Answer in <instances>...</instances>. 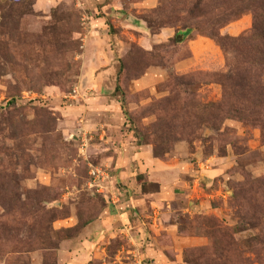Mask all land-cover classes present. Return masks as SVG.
Masks as SVG:
<instances>
[{"label": "rangeland", "instance_id": "1", "mask_svg": "<svg viewBox=\"0 0 264 264\" xmlns=\"http://www.w3.org/2000/svg\"><path fill=\"white\" fill-rule=\"evenodd\" d=\"M252 38L264 0H0V264H264Z\"/></svg>", "mask_w": 264, "mask_h": 264}, {"label": "trees", "instance_id": "2", "mask_svg": "<svg viewBox=\"0 0 264 264\" xmlns=\"http://www.w3.org/2000/svg\"><path fill=\"white\" fill-rule=\"evenodd\" d=\"M253 27V31H254ZM254 36V35H252ZM248 50L243 54V64H245L250 70L263 69L264 71V44L256 41L252 38V42L248 45ZM140 177V175L138 176Z\"/></svg>", "mask_w": 264, "mask_h": 264}, {"label": "built area", "instance_id": "3", "mask_svg": "<svg viewBox=\"0 0 264 264\" xmlns=\"http://www.w3.org/2000/svg\"><path fill=\"white\" fill-rule=\"evenodd\" d=\"M107 177H105V179H106ZM104 179V176H102V180Z\"/></svg>", "mask_w": 264, "mask_h": 264}, {"label": "crops", "instance_id": "4", "mask_svg": "<svg viewBox=\"0 0 264 264\" xmlns=\"http://www.w3.org/2000/svg\"><path fill=\"white\" fill-rule=\"evenodd\" d=\"M86 243H87V241H86ZM83 250V249H82Z\"/></svg>", "mask_w": 264, "mask_h": 264}]
</instances>
